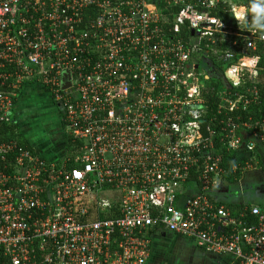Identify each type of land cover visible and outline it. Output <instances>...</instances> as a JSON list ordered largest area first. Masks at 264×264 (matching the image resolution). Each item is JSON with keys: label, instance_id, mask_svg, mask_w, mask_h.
Here are the masks:
<instances>
[{"label": "built area", "instance_id": "1", "mask_svg": "<svg viewBox=\"0 0 264 264\" xmlns=\"http://www.w3.org/2000/svg\"><path fill=\"white\" fill-rule=\"evenodd\" d=\"M246 1L0 0V124L38 84L74 146L0 143V264H147L154 228L264 264V210L211 196L230 152L264 145V114L242 115L264 99V39L232 15ZM211 56L217 85L199 69Z\"/></svg>", "mask_w": 264, "mask_h": 264}, {"label": "crops", "instance_id": "2", "mask_svg": "<svg viewBox=\"0 0 264 264\" xmlns=\"http://www.w3.org/2000/svg\"><path fill=\"white\" fill-rule=\"evenodd\" d=\"M29 85L30 86L28 87H24L22 93L16 100V107L13 119L15 122H19V127L21 128L23 135L30 143L31 147L42 153V148L39 146V141H34L32 137L26 133L27 130L22 129L29 128L28 124L25 121V117L29 115L23 116V112H28L31 108V104L29 102V94L31 92L37 91L41 93V96L46 95L48 93L43 86H39L38 84ZM63 127L66 128L64 125ZM63 132H61L59 139L65 136L66 140H64L62 144H59V142H57L58 144H56L55 147L58 152V155H61V157H65L71 154L74 149L73 143L69 144L68 142L69 134L66 129L65 133ZM248 136L249 135H247V137ZM60 145H64V149L61 150ZM245 160H250V162H252V169L245 171L232 170L234 163L242 164ZM224 162V166L227 169V173H224L222 175L221 179L219 180L218 186L212 190V198L220 204L229 207L231 211L235 214L238 213V211H240L243 207L253 205H258L264 210V199L260 202L251 201V197L248 196V189L246 186V184L250 183L253 187L255 186V188L258 189L260 180L264 179V145L260 142H257L256 147L252 152L246 151L245 149L230 152L226 156V160ZM149 237L151 239V255L147 264H162L166 261H168L169 264H172V262L165 258L167 251H164V246L166 245L165 240L167 237L176 240V242L173 241L172 243V245H174V249L172 250L173 252L175 251V249H188L187 247H184L183 244L185 243L183 239L187 237L169 231L154 228L150 231ZM194 243L196 248L191 247L192 252H189L192 254L197 253L202 259L203 264H225L227 262L228 258L207 252L204 248L198 246L195 241Z\"/></svg>", "mask_w": 264, "mask_h": 264}, {"label": "rangeland", "instance_id": "3", "mask_svg": "<svg viewBox=\"0 0 264 264\" xmlns=\"http://www.w3.org/2000/svg\"><path fill=\"white\" fill-rule=\"evenodd\" d=\"M41 93L37 91L31 92L29 95V102L31 108L28 112H23L25 121L29 128H22L27 130L26 133L32 137L34 141H39V146L42 148L41 151L45 157L50 159L60 158L57 150L55 149L57 142L62 144L66 137L59 139L61 132L65 133V128L63 127V115L59 106L52 102L49 94L40 95ZM61 140V141H60ZM61 150L64 149V145H60ZM248 196L251 197V201L260 202L264 199V179L260 180L258 189L253 187L252 184H246ZM176 242L174 239L166 238L164 251H167L165 258L172 262V264H203L202 259L197 253L192 252L191 247H195V243L191 239L184 238V247L188 249L176 250L173 252L174 245L172 243ZM182 242V240H181ZM190 251V252H189ZM162 264H169L168 261Z\"/></svg>", "mask_w": 264, "mask_h": 264}, {"label": "trees", "instance_id": "4", "mask_svg": "<svg viewBox=\"0 0 264 264\" xmlns=\"http://www.w3.org/2000/svg\"><path fill=\"white\" fill-rule=\"evenodd\" d=\"M246 4H249V1H246ZM226 6V5H225ZM226 9H224V4H220L214 11L217 13V15H220L223 17L224 20H232L231 15L229 12L225 11ZM263 45L259 44L258 47V51L256 53L260 54V56L262 57V65H264V53H263ZM210 62L215 63V64H209L208 62H204L203 64L200 65L199 69H202V67L204 66L205 70L208 72L209 74V78H202V81L204 82V84L206 85H217V81L215 80V78L217 79L219 76H221V66L220 63L215 62V58L213 59V57H209L207 58ZM206 59V60H207ZM203 65V66H202ZM262 78H263V82L261 84L258 85L259 90H261L262 92L264 91V72H262ZM30 86L29 84H26L25 87ZM216 88V86H215ZM248 85H245L244 88V92H246V96L248 97V99L251 100L252 95L250 94L251 92L249 91ZM260 91V93H262ZM219 99L215 98V101L212 100L211 103H218ZM238 113V112H237ZM262 114H264V99L261 100L260 104L255 105V104H250L248 107L247 112L242 113L243 117H248V116H253V118H257L260 117ZM63 125L65 126V124L63 123ZM66 127V126H65ZM66 129V128H65ZM68 142L69 144L73 143V138L72 136H68ZM18 140L21 144L32 148L30 143L27 141V139L25 138V136L22 133L21 128L19 127V122H11V123H1L0 124V143L1 142H5V141H9V140ZM33 149V148H32ZM36 150V149H35ZM38 151V150H37ZM49 159V158H48ZM104 217H107V215H104Z\"/></svg>", "mask_w": 264, "mask_h": 264}, {"label": "clouds", "instance_id": "5", "mask_svg": "<svg viewBox=\"0 0 264 264\" xmlns=\"http://www.w3.org/2000/svg\"><path fill=\"white\" fill-rule=\"evenodd\" d=\"M232 15L238 23L242 22L245 28L251 26L264 39V0H249L247 12L234 8ZM249 16L251 17L250 20L248 19Z\"/></svg>", "mask_w": 264, "mask_h": 264}, {"label": "water", "instance_id": "6", "mask_svg": "<svg viewBox=\"0 0 264 264\" xmlns=\"http://www.w3.org/2000/svg\"><path fill=\"white\" fill-rule=\"evenodd\" d=\"M69 76H70V75H69L68 73H65V74L63 75V79H64V81H65V83H64V85H63V88H66V87L70 86V82L67 81L68 78H69Z\"/></svg>", "mask_w": 264, "mask_h": 264}]
</instances>
